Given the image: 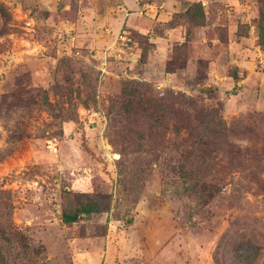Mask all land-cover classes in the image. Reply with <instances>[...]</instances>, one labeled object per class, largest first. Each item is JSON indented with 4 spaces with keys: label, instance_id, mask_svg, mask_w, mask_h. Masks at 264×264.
Returning a JSON list of instances; mask_svg holds the SVG:
<instances>
[{
    "label": "rangeland",
    "instance_id": "rangeland-1",
    "mask_svg": "<svg viewBox=\"0 0 264 264\" xmlns=\"http://www.w3.org/2000/svg\"><path fill=\"white\" fill-rule=\"evenodd\" d=\"M122 1L0 0V231L22 235L25 264H215L224 234L230 262L264 263L256 0ZM130 83L174 114L124 112ZM210 116L206 159L189 134ZM74 194L106 209L64 224Z\"/></svg>",
    "mask_w": 264,
    "mask_h": 264
},
{
    "label": "trees",
    "instance_id": "trees-1",
    "mask_svg": "<svg viewBox=\"0 0 264 264\" xmlns=\"http://www.w3.org/2000/svg\"><path fill=\"white\" fill-rule=\"evenodd\" d=\"M258 7V20H257V29H258V45L260 48L264 49V0H256ZM185 17L197 24L202 23L203 20V8L200 3H192L189 5V8L184 12ZM145 59L144 54H141L140 62H143ZM143 86L136 85L135 83L126 84L122 88V96L124 103L122 104V109L126 113L136 112L139 115H144L149 118L154 127L162 126V122L166 118V113L173 115L174 112L171 111V105L169 103H163L158 99L148 97L147 93L142 90ZM180 103L181 100L179 99ZM185 104H190L189 100L185 101ZM42 105L46 108L47 111L52 112L50 103L45 98ZM175 111V110H174ZM176 115L177 112L175 111ZM203 131L193 129L189 135L194 137V146L197 152L206 159H210L212 152L214 151L215 139L220 137L222 133V128L220 124L214 122L213 117H208L206 121L201 123ZM177 130V127L174 126ZM187 129V126H186ZM185 130V128H184ZM244 155V154H241ZM249 156V154H245ZM76 200L71 201L64 205L61 211V220L64 224L70 225L75 222H78L82 217L91 216L93 214L101 213L106 209V203H102V199L98 200L96 198L82 195L74 194L73 196ZM227 234H224L220 239V242L217 246V249L214 253V263L215 264H256L257 259L247 258L244 262L240 261L238 257H231V262L226 258L225 246L229 240H226ZM0 237L2 242L15 250L16 259L8 260L7 255L5 256V247L0 246V262L1 264H25L23 261L27 260V253L29 251V246L22 244V235L15 231L9 229L4 231L1 229ZM16 242V245H13ZM238 242V241H237ZM236 245V243H235ZM19 261L16 263L15 261ZM264 264V263H262Z\"/></svg>",
    "mask_w": 264,
    "mask_h": 264
},
{
    "label": "crops",
    "instance_id": "crops-1",
    "mask_svg": "<svg viewBox=\"0 0 264 264\" xmlns=\"http://www.w3.org/2000/svg\"><path fill=\"white\" fill-rule=\"evenodd\" d=\"M121 1V4H122V0H120ZM182 1H184V2H197L198 0H182ZM172 3V2H171ZM171 3L168 5V9H167V13H165V12H162L161 14H159L157 17H156V20H155V22H158V23H167L168 21H170L171 20V8H172V6H171ZM173 5L175 6V0H173ZM166 3H163V6L165 5Z\"/></svg>",
    "mask_w": 264,
    "mask_h": 264
},
{
    "label": "water",
    "instance_id": "water-1",
    "mask_svg": "<svg viewBox=\"0 0 264 264\" xmlns=\"http://www.w3.org/2000/svg\"><path fill=\"white\" fill-rule=\"evenodd\" d=\"M114 158H115V159H118V158H119V156H118V155H114Z\"/></svg>",
    "mask_w": 264,
    "mask_h": 264
},
{
    "label": "built area",
    "instance_id": "built-area-1",
    "mask_svg": "<svg viewBox=\"0 0 264 264\" xmlns=\"http://www.w3.org/2000/svg\"><path fill=\"white\" fill-rule=\"evenodd\" d=\"M121 39H123V38H121Z\"/></svg>",
    "mask_w": 264,
    "mask_h": 264
}]
</instances>
